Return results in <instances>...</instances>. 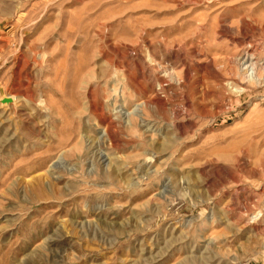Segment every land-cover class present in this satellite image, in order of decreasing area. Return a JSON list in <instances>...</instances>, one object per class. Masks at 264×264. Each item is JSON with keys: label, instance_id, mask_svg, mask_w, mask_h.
<instances>
[{"label": "rangeland", "instance_id": "374dc122", "mask_svg": "<svg viewBox=\"0 0 264 264\" xmlns=\"http://www.w3.org/2000/svg\"><path fill=\"white\" fill-rule=\"evenodd\" d=\"M0 264H264V0H0Z\"/></svg>", "mask_w": 264, "mask_h": 264}, {"label": "bare ground", "instance_id": "6f19581e", "mask_svg": "<svg viewBox=\"0 0 264 264\" xmlns=\"http://www.w3.org/2000/svg\"><path fill=\"white\" fill-rule=\"evenodd\" d=\"M249 53V52H248ZM242 55V54H241ZM254 58H255V56L253 55V54H245L244 56H242V59H243V61H242V63L243 64H246L247 63V65H249V66H253V65H255V64H257L255 61H254ZM6 99H9V100H7V101H11L12 99H13V97H8V98H6ZM60 162L58 161L57 163H56V168L57 167H60L59 164Z\"/></svg>", "mask_w": 264, "mask_h": 264}, {"label": "water", "instance_id": "95a60500", "mask_svg": "<svg viewBox=\"0 0 264 264\" xmlns=\"http://www.w3.org/2000/svg\"><path fill=\"white\" fill-rule=\"evenodd\" d=\"M7 100H9V99H6V98H5V99H3V102H10V101H7Z\"/></svg>", "mask_w": 264, "mask_h": 264}]
</instances>
